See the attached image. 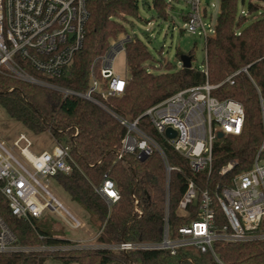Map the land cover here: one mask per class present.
I'll return each mask as SVG.
<instances>
[{
    "label": "trees",
    "instance_id": "trees-1",
    "mask_svg": "<svg viewBox=\"0 0 264 264\" xmlns=\"http://www.w3.org/2000/svg\"><path fill=\"white\" fill-rule=\"evenodd\" d=\"M171 1L152 0L158 17L166 19ZM239 1L244 4V0H219L214 32L204 42L206 74L197 67L173 69V65L164 72L148 71L144 66L150 59L147 46L133 38L125 49L128 75L124 92L106 99L93 94L128 120L135 119L146 108L176 91L205 81L221 83L212 90L215 97L234 99L242 104V131L239 135H226L215 142L210 174L191 171L187 160L166 145L145 117L140 118L138 125L160 142L168 163L177 168L170 172L168 189L164 166L157 153L143 161L135 159L132 154L115 160L124 128L105 110L84 98L64 96L55 90L0 74V105L8 116L34 135L48 132L53 139L70 145L78 169L74 168L68 175L58 173L54 178L73 200L95 215L98 244L157 242L162 238L165 217L173 235L178 227L197 218L200 196L184 212L178 209V201L189 179L194 181L199 192L207 190L213 196L216 185H227L233 176L251 168L264 139V115L259 104V95L264 97V6L260 5L264 0H248L240 9ZM137 2L88 0L89 17L83 45L67 72L50 80L85 93L91 72L98 77L95 59L106 49L109 39L124 32L126 17L139 18ZM242 9L246 14L241 13ZM182 17L185 20V16ZM188 55L192 60L191 53ZM243 67H246V72L241 70ZM237 70L240 72L233 77V83L226 82L225 78ZM227 161H234L235 166L228 174L220 175L218 169ZM106 171L119 192L118 201L109 211L93 188ZM135 205L141 214L134 212ZM0 217L14 232L19 244L45 247L0 253V264H43L49 258L62 264H219L210 252L201 253L194 248H180L171 255L164 250L121 252L74 247L70 240L37 226L34 218L25 220L12 215L1 191ZM214 220L218 225L224 223L218 207H215ZM61 246L67 247L46 249ZM213 249L222 264H264V240L235 244L215 242Z\"/></svg>",
    "mask_w": 264,
    "mask_h": 264
},
{
    "label": "built area",
    "instance_id": "built-area-1",
    "mask_svg": "<svg viewBox=\"0 0 264 264\" xmlns=\"http://www.w3.org/2000/svg\"><path fill=\"white\" fill-rule=\"evenodd\" d=\"M87 3L88 0H0V74L55 90L64 96L84 98L105 110L124 128L115 160H120L125 154H132L135 159L143 161L157 153L164 166L166 189L170 172L177 168L168 163L160 142L138 125L142 117L148 120L166 145L187 160L191 171L210 174L214 144L220 139L217 137L218 132L222 133V137L239 135L244 122V110L240 102L212 95V90L221 83L210 84L205 81L178 90L149 106L133 120L120 116L93 94L106 99L124 92L127 76L120 77L114 72L113 61L119 52L125 53L126 44L133 39L127 34L111 38L103 53L95 59L98 77L91 72L85 93L62 87L50 80L67 72L83 45L89 17ZM185 3L188 11L184 14V29L201 36L205 42L214 32V26L206 22L207 8L202 7L201 0H185ZM241 13L246 14L243 9ZM241 70L246 72V67ZM30 71L41 76H35ZM203 72L206 74V63ZM239 72H233L225 81L232 84L233 77ZM259 104L263 116L264 97L260 95ZM167 128L174 130L175 135L167 136ZM53 140L52 151L42 150L35 154L30 150L32 141L25 134L19 133L13 139L11 148L0 138V191L7 200L11 214L18 218L38 219L43 211L49 210L59 213L71 229H78L82 226L81 221L40 182V179L54 177L58 173L68 175L74 168L78 169L70 145ZM13 148L18 150L20 158L13 155ZM263 150L264 139L251 168L233 176L227 185H216L213 196L207 190L199 192L194 181L189 179L178 201V209L184 212L200 196L197 218L178 227L175 234L170 233L165 217L162 238L157 242L96 243L100 247L94 248L121 252L164 250L171 255L180 248H194L201 253L210 252L217 263L222 264L213 249L215 242L235 244L264 240ZM234 166V161H227L219 167L218 173L226 175ZM93 188L104 200L108 211L119 199V192L108 171L103 173L100 182ZM133 199L137 204V199ZM215 207L220 208L224 217L221 225L215 223ZM134 212L141 214L136 205ZM70 242L72 246L78 247L82 240ZM44 248L19 244L14 232L0 217V253Z\"/></svg>",
    "mask_w": 264,
    "mask_h": 264
},
{
    "label": "rangeland",
    "instance_id": "rangeland-1",
    "mask_svg": "<svg viewBox=\"0 0 264 264\" xmlns=\"http://www.w3.org/2000/svg\"><path fill=\"white\" fill-rule=\"evenodd\" d=\"M248 0H244V4ZM202 7L207 8L206 22L214 26L219 12V0H201ZM239 1L238 7H244ZM137 17H126L123 22L124 32L118 34L130 35L142 41L150 53V59L144 63L145 68L153 73L164 72L166 68L183 66L182 58L191 53L190 66L203 69L205 65L204 41L196 34L184 29V15L188 11L185 0H172L167 9L166 19L158 17L152 6V0H138ZM264 6V3L260 4ZM111 39V38H110ZM109 39V40H110ZM179 54H178V53ZM113 70L120 77L128 75L125 53L119 52L113 61ZM25 134L31 141V152L37 154L42 150L52 151L54 140L48 132L37 135L29 132L21 123L8 116L0 105V138L11 148L12 141L18 134ZM20 158L17 149L11 151ZM47 190L82 223L78 229H71L57 212L45 210L40 218L35 219L37 226L49 230L59 237L70 241L82 240L78 247H100L95 242L98 232V221L95 215L84 208L78 201L73 200L54 177L40 179ZM43 264H62L59 260L49 258Z\"/></svg>",
    "mask_w": 264,
    "mask_h": 264
},
{
    "label": "water",
    "instance_id": "water-1",
    "mask_svg": "<svg viewBox=\"0 0 264 264\" xmlns=\"http://www.w3.org/2000/svg\"><path fill=\"white\" fill-rule=\"evenodd\" d=\"M190 60H191V57L188 55V56H185L182 58V64H183V67H190ZM165 133L167 136H174L175 135V131L172 130L171 128H167L165 130ZM217 137L218 138H221L222 137V133L221 132H218L217 134Z\"/></svg>",
    "mask_w": 264,
    "mask_h": 264
}]
</instances>
